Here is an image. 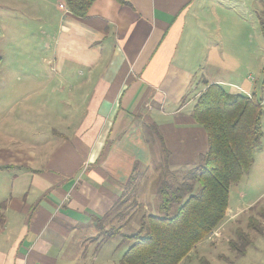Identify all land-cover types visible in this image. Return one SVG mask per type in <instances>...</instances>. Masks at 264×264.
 <instances>
[{"label": "crops", "instance_id": "0c3cea01", "mask_svg": "<svg viewBox=\"0 0 264 264\" xmlns=\"http://www.w3.org/2000/svg\"><path fill=\"white\" fill-rule=\"evenodd\" d=\"M126 1L96 0L78 17L65 0H0V9L42 15L49 41L42 59L25 57L32 68L16 75L17 86L4 89L48 101L15 102L11 108L30 111L38 125L4 137L8 144L0 136V165L10 166L0 173L11 172L0 175V264H121L127 229L158 210L167 174L197 166L208 150L192 106L207 83L223 80L212 70L198 74L229 55L224 47L218 56L212 41L185 38L193 9L206 0ZM6 37L0 20V43ZM251 87L230 92L251 95ZM239 209L228 206L217 237Z\"/></svg>", "mask_w": 264, "mask_h": 264}, {"label": "rangeland", "instance_id": "374dc122", "mask_svg": "<svg viewBox=\"0 0 264 264\" xmlns=\"http://www.w3.org/2000/svg\"><path fill=\"white\" fill-rule=\"evenodd\" d=\"M202 1L204 0H199V2ZM42 18V15L38 18L35 13L29 12V9H0V20L7 33V37L0 43V52L4 57L1 71L6 82L5 88L0 90V136L3 144H8L4 137L17 134L26 135L25 126L29 128V124L31 126L33 123L36 127L38 125L37 119L31 123L33 117L30 111L11 108L15 102L30 103L36 98H39L40 102L48 101L47 94L6 93V90L4 91L6 88L17 86L15 77L18 73L23 75L21 72L26 65L32 68V61L25 57L42 59L47 54V42L49 41L47 30L40 28V24L43 23ZM261 20H264V0H206L197 9H193L185 38L198 37L205 41H212L216 43V46L218 45L216 47L218 56L221 55L220 52L224 47L226 48L225 54L229 55L218 62L204 63L198 75L201 76L203 70H212L216 76L222 78V85L229 92L238 87L252 86L253 93L258 98H262L264 102V33ZM192 29L197 32L195 36L191 34ZM225 42L227 45H223ZM18 57L24 58L19 59ZM75 74L76 77L71 79H74L71 85L80 80L78 72ZM56 80L58 82L63 79L57 78ZM27 85L30 87V83ZM65 85L70 86V82H66ZM22 112L24 114L21 118ZM262 129L264 132V114ZM204 155H201L197 165L202 162ZM10 173L4 171L0 175L11 177ZM183 175L168 173L166 179L174 187L183 180ZM1 197L0 192V201L3 200ZM229 202L230 207L242 209L237 211L236 218L229 223V227L223 230V235L219 237L215 235L217 232L220 233V229L217 228L209 240H204L195 246L180 264H199L202 256H206L212 264H262L261 259L256 260V257L259 254L264 255L263 249L258 250L254 246L247 247L248 254L244 256L240 255L235 247L242 245L241 234L248 235L253 242L255 241L256 246L264 245L261 242L263 238L258 237L262 233L255 228L259 227L264 230V135L255 150V161L249 173L231 186ZM133 209L135 212H140L137 206ZM148 211L158 214L155 208L150 207ZM139 212L137 217L141 215ZM137 227L138 223L127 231L132 233ZM231 241L235 244H231Z\"/></svg>", "mask_w": 264, "mask_h": 264}, {"label": "trees", "instance_id": "16d2710c", "mask_svg": "<svg viewBox=\"0 0 264 264\" xmlns=\"http://www.w3.org/2000/svg\"><path fill=\"white\" fill-rule=\"evenodd\" d=\"M95 1L65 3L75 16L85 17ZM261 28L264 33V20ZM263 114L264 102L255 93H232L220 83L206 84L192 106V116L207 132L208 150L200 164L183 173L178 185L173 187L167 179L161 183L158 214L142 215L139 228L124 236L130 245L121 264H180L215 232L226 217L231 186L249 173L255 161L264 135ZM6 168L10 166L0 165ZM4 208L0 202V228L5 222ZM240 236L242 245L235 248L244 255L253 241L246 234ZM199 264L212 263L203 256Z\"/></svg>", "mask_w": 264, "mask_h": 264}, {"label": "built area", "instance_id": "2783aa9c", "mask_svg": "<svg viewBox=\"0 0 264 264\" xmlns=\"http://www.w3.org/2000/svg\"><path fill=\"white\" fill-rule=\"evenodd\" d=\"M59 6H60L61 8H67L63 3H61ZM251 79H253V77H251Z\"/></svg>", "mask_w": 264, "mask_h": 264}]
</instances>
